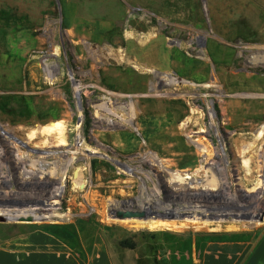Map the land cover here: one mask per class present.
Here are the masks:
<instances>
[{
  "label": "rangeland",
  "instance_id": "374dc122",
  "mask_svg": "<svg viewBox=\"0 0 264 264\" xmlns=\"http://www.w3.org/2000/svg\"><path fill=\"white\" fill-rule=\"evenodd\" d=\"M103 1L0 0V126L5 130L0 132V174L12 173V182L0 176V215L8 217L0 221V238L25 230L18 225H72L88 248L98 234L118 250L125 248L121 241L135 243L143 264L151 258L165 264L169 250L176 258H182L179 252L187 258L200 234L260 238L264 64L253 65L249 59L264 55V0ZM225 47L232 52L222 50ZM213 48L223 59L232 57L227 63L232 68L221 74L235 77L230 84L215 77L220 69L219 60L208 54ZM206 60L209 67L204 66ZM208 68V76L202 77ZM166 74H174V79ZM220 99L237 108V118L223 113ZM103 103L122 120L102 110ZM194 110L199 112L195 116ZM130 116L137 119L135 125L124 124ZM49 123L65 130L66 145L57 135L29 138L30 131ZM153 134L182 135L196 149L194 162L201 170L184 175L147 146L143 139ZM123 136L138 137L139 142ZM197 138L210 152L203 163ZM49 151L64 152V161L72 162L62 169L58 158H45L41 167L48 181L21 175L18 162L43 159L39 155ZM151 153L163 164L153 161ZM247 159L249 168L244 166ZM215 161L225 169L217 171ZM75 170L85 181L82 189L75 183ZM61 180L64 195L62 186L26 185ZM4 185L7 189L2 190ZM171 198L180 200H166ZM122 201L126 207L138 206L159 216L111 217L108 209L121 207ZM176 211L194 214L170 218L179 214Z\"/></svg>",
  "mask_w": 264,
  "mask_h": 264
},
{
  "label": "crops",
  "instance_id": "0c3cea01",
  "mask_svg": "<svg viewBox=\"0 0 264 264\" xmlns=\"http://www.w3.org/2000/svg\"><path fill=\"white\" fill-rule=\"evenodd\" d=\"M122 138L139 142L135 136ZM143 140L184 175L201 170L197 161L194 162L198 156L196 149L182 135L153 134ZM160 225L167 226L164 223ZM18 226L25 230H14L0 238V264H143L141 256L134 251L135 247L118 250L100 234L92 239L88 248L81 237L73 245L43 227ZM198 236L200 238L194 239L187 258L184 259L181 252L177 255L182 258H176L169 250L165 264H264V233L258 239ZM148 264L160 263L151 258Z\"/></svg>",
  "mask_w": 264,
  "mask_h": 264
},
{
  "label": "bare ground",
  "instance_id": "6f19581e",
  "mask_svg": "<svg viewBox=\"0 0 264 264\" xmlns=\"http://www.w3.org/2000/svg\"><path fill=\"white\" fill-rule=\"evenodd\" d=\"M100 1V0H99ZM103 1V0H102ZM107 1V0H106ZM92 2H93V0H92ZM91 2V3H92ZM98 2V1H97ZM103 2H105V1H103ZM110 2V1H109ZM94 4H95V2H93ZM99 3V2H98ZM102 4V3H101ZM99 5V4H98ZM103 5V4H102ZM100 6V5H99ZM102 7V6H101ZM135 8V7H134ZM116 9H119V8H116ZM94 11V10H93ZM97 12H98V9H97ZM116 13V12H115ZM93 14H94V12H93ZM101 14V13H100ZM99 15V14H98ZM114 15V14H113ZM102 16H103V14H102ZM123 16V15H122ZM216 25V24H215ZM8 26H10V25H8ZM118 26V25H117ZM149 26V25H148ZM212 26H213V24H212ZM8 28V27H7ZM6 28V29H7ZM4 29V28H3ZM126 30V29H125ZM133 30V29H132ZM194 30V29H193ZM131 31V30H130ZM148 31V33L150 32L149 30H147ZM129 32V31H128ZM138 32V31H137ZM142 32V31H141ZM216 32V31H215ZM6 33V32H5ZM119 33H122V32H119ZM130 33H132V31L130 32ZM143 33V32H142ZM150 33H152V32H150ZM123 34V33H122ZM129 34V33H128ZM140 34V33H139ZM138 34V35H139ZM194 34V33H193ZM134 35V34H133ZM148 35V34H147ZM150 35V34H149ZM152 35V34H151ZM157 35V34H156ZM125 36V35H124ZM192 36V35H191ZM140 37V36H139ZM150 37H152V36H150ZM214 39L216 40V38L214 37ZM2 40V39H1ZM7 40V39H6ZM126 40V39H125ZM5 42V41H4ZM195 42V41H194ZM6 43H7V41H6ZM142 43H144V42H142ZM186 43V42H185ZM193 43V42H192ZM14 44V43H13ZM7 45V44H6ZM103 45V44H102ZM182 45V44H181ZM186 45V44H185ZM171 46V45H170ZM174 46V45H173ZM176 46V45H175ZM7 47V46H6ZM99 47H102V46H99ZM195 47V46H194ZM216 47H218V46H216ZM4 48V47H3ZM92 48V47H91ZM90 48V49H91ZM104 48V47H103ZM109 48V47H108ZM8 49V48H7ZM6 49V50H7ZM117 49V48H116ZM156 49V48H155ZM154 49V50H155ZM179 49V48H178ZM187 49V48H186ZM217 49V48H216ZM215 48H213L212 50L210 49H208V54H211L212 55V58L214 59H218L219 60V64H217L216 65V68H219L220 70H217L216 71V73H215V77H216V79L219 81V80H221V81H225V82H228L229 84H230V81H229V79L231 80L232 78H235L234 76H231V77H229V78H226V76L223 78V77H221V74H225L227 71H229L231 68H232V65H230V66H227V63H232L231 62V56H228V57H226V59H223V57H224V55L222 56V54L220 55V54H218L217 52V50L219 49V47H218V49L216 50ZM96 50V49H95ZM99 50V49H98ZM125 50V49H124ZM177 50V49H176ZM201 50V49H200ZM199 50V51H200ZM222 50H226V52H229V53H231L232 51L229 49V48H227V47H225V48H222ZM104 51V50H103ZM152 51V50H151ZM210 51H213L212 53H210ZM9 52H10V50H9ZM109 53H110V51H108ZM107 52V54H109ZM176 52V51H175ZM180 52V51H179ZM185 52V51H184ZM197 52V51H196ZM220 52V51H219ZM93 53V52H92ZM113 53V52H112ZM115 53V52H114ZM117 53V52H116ZM119 53H121V52H119ZM156 53V52H155ZM158 53V52H157ZM204 53V52H203ZM7 54V53H6ZM228 54V53H227ZM257 54V53H256ZM260 54V53H259ZM264 54V53H263ZM94 55V54H93ZM102 55V54H101ZM109 55H111V54H109ZM119 55V54H118ZM176 55V54H175ZM183 55H184V53H183ZM103 56H104V54H103ZM156 56H158V55H156ZM209 56V55H208ZM112 57H113V55H112ZM177 57V56H176ZM180 57V56H179ZM186 57V56H185ZM184 57V58H185ZM199 57V56H198ZM201 57V56H200ZM114 58V57H113ZM116 58V57H115ZM188 58V57H187ZM98 59H99V57H98ZM109 59V58H108ZM117 59V58H116ZM140 59V58H139ZM192 59H194V58H192ZM204 59V58H203ZM213 59H212V61H213ZM214 59V60H215ZM221 59V60H220ZM118 60V59H117ZM177 60V59H176ZM184 60H186V59H184ZM200 60V59H199ZM208 60H209V58H208ZM233 60V59H232ZM101 61V60H100ZM122 61V60H121ZM202 61V60H201ZM124 62V61H123ZM189 62H190V60H189ZM226 62V63H225ZM203 63V62H202ZM223 63H225V67L227 68V70H223ZM249 63L250 64H253V65H258V64H264V55H253V56H251L250 57V59H249ZM111 64V63H110ZM155 64V63H154ZM198 64V63H197ZM1 65V64H0ZM112 66V65H111ZM118 66V65H117ZM204 66L205 67H209V62L206 60V63H204ZM45 69L48 71V73L49 74H51V71H50V67L49 66H45ZM143 69V68H142ZM148 69V68H147ZM210 69L208 68V69H206L204 72H203V74H202V77H207L208 76V71H209ZM122 71V70H121ZM141 72V71H140ZM151 72V71H150ZM156 72V71H155ZM142 73V72H141ZM152 73V72H151ZM157 74H158V72H156ZM161 73V72H160ZM210 73V72H209ZM163 74V73H162ZM179 74H182V73H179ZM132 75V74H131ZM159 75V74H158ZM183 75V74H182ZM52 76V75H51ZM119 76H121V75H119ZM141 76V75H140ZM153 75H151V77H152ZM240 76V75H239ZM159 77V76H158ZM163 77H164V74H163ZM165 77H172L173 79H174V74H166L165 75ZM128 78V77H127ZM146 78V77H145ZM142 79V78H141ZM149 79V78H148ZM248 79V78H247ZM161 80V79H160ZM120 81V80H119ZM139 82H140V80H139ZM157 82H159V81H157ZM172 83H174V82H178V80H173V81H171ZM215 83L217 82V81H214ZM244 82H247L248 83V81H244ZM161 84L163 83V82H160ZM171 83V84H172ZM168 84V83H167ZM246 84V83H245ZM122 85V84H121ZM132 85V84H131ZM216 85H214V87H215ZM126 87V86H125ZM155 88V87H154ZM162 88V87H161ZM165 88V87H164ZM184 88V87H183ZM171 89V88H170ZM221 90V87L219 86V91ZM165 91V90H164ZM4 92V91H3ZM148 92V91H147ZM156 94V93H155ZM181 94V93H180ZM205 95V94H204ZM257 95V97L259 98L260 97V95L259 94H256ZM115 96V95H114ZM113 96V97H114ZM134 96V95H133ZM123 97V96H122ZM159 97V96H158ZM164 97V96H163ZM167 97V96H166ZM203 98H205V96H202ZM106 98V97H105ZM153 98V97H152ZM161 98V97H160ZM202 98V99H203ZM107 99H108V97H107ZM151 99V98H150ZM165 99V98H164ZM198 99H199V97H198ZM147 100H148V98H147ZM118 101V100H117ZM224 100H221L220 99V108L222 109V111H223V113H229V114H231V115H235L236 113H237V108H232V107H227L226 106V104L223 102ZM81 102V101H80ZM130 102V101H129ZM151 102H152V100H151ZM81 104V103H80ZM117 104V103H116ZM119 104V103H118ZM164 104V103H163ZM98 105V104H97ZM123 105V104H122ZM79 106V105H78ZM94 106V105H93ZM115 106V105H114ZM95 107V106H94ZM100 107H101V109L102 110H104V111H106L107 113H110V114H113L114 116H117V115H115V112L108 106V104H106V103H103V104H101L100 105ZM162 107V106H161ZM197 107V106H196ZM120 108V107H119ZM172 108V107H171ZM78 109V108H77ZM96 109V108H95ZM100 109V108H99ZM124 109V108H123ZM168 109V108H167ZM81 111V110H80ZM96 111H98V110H96ZM126 111V110H125ZM152 111V110H151ZM160 111V110H159ZM145 112V111H144ZM199 112H196L195 110H194V112L192 113L194 116L196 115V114H198ZM50 114V113H49ZM117 114V113H116ZM201 115V114H200ZM117 117H119V116H117ZM202 117V116H201ZM234 118H237L238 116H233ZM200 117H198V119H199ZM204 118V117H203ZM98 119H100V117L98 118ZM119 119H121L122 120V118H120L119 117ZM197 119V118H196ZM108 120V119H107ZM137 120V119H136ZM135 117L134 116H130V118H127V119H123V122H124V124L125 125H135L134 123H135ZM227 120V119H226ZM185 121V120H184ZM197 121V120H196ZM228 121H229V119H228ZM110 123H113L114 121L113 120H111L110 119V121H109ZM108 122V123H109ZM117 122V121H116ZM183 122V121H182ZM194 122V121H193ZM198 123V122H197ZM50 124L51 123H49V124H46V125H43V126H40L39 128H37V130L36 131H30L29 132V134H28V136H29V138L30 139H36L37 137H38V135L39 134H42V135H44V136H52V135H57V138L59 139V142H60V144L61 145H66L67 144V137H66V134L64 133V129H61V130H56V129H54V128H52L51 126H50ZM95 124V123H94ZM114 124V123H113ZM116 124V123H115ZM181 124V123H180ZM179 124V125H180ZM184 124V123H183ZM190 124H192L191 122H190ZM96 125V124H95ZM101 125V124H100ZM185 125V124H184ZM188 125V124H187ZM193 125H195V124H193ZM112 126V125H111ZM182 125H180V127H181ZM106 127V126H105ZM179 127V128H180ZM59 128V127H58ZM61 128V127H60ZM107 128V127H106ZM185 130V129H184ZM207 130V129H206ZM62 131V132H61ZM0 132L1 133H5V130H3L2 129V127L0 126ZM110 132V131H109ZM0 133V134H1ZM112 133H113V130H112ZM7 134V133H6ZM99 136V135H98ZM5 137H6V135H5ZM104 138V137H103ZM6 139H10V138H6ZM13 139V138H12ZM78 139H79V134H78ZM143 139V138H142ZM195 142H196V145L198 146L197 148H199V150L201 151V155H202V158H201V161H200V163L202 162H205L206 160H205V156L207 155V153H210V152H208L209 151V148H208V145L206 144V143H204L203 141H201L200 140V138H197V139H195L194 140ZM11 142V141H10ZM17 142V141H16ZM29 142V141H28ZM76 143V142H75ZM26 144V143H25ZM79 146L80 145H82V141L79 139L78 140V143H77ZM82 147V146H81ZM110 147V146H109ZM122 147V146H121ZM124 147V146H123ZM256 147V146H255ZM53 148V147H52ZM76 148H77V146H76ZM125 148V147H124ZM123 148V149H124ZM248 148V147H247ZM249 148H250V146H249ZM248 148V149H249ZM252 148V147H251ZM254 148V147H253ZM257 148V147H256ZM18 149H19V147H18ZM18 149H16V150H18ZM90 149H92L91 147H90ZM15 150V151H16ZM36 150V149H35ZM88 150V149H87ZM257 150V149H256ZM79 151H80V149H79ZM79 151H74L73 153L74 154H79ZM85 151V150H84ZM89 151V150H88ZM21 152V151H20ZM43 152V151H42ZM47 152V151H46ZM45 152V153H46ZM49 152H51V151H49ZM59 152V151H58ZM16 153V152H15ZM41 154H44V153H41ZM59 154H61V155H59ZM58 155L56 154V153H47V154H44V155H39L41 158H43V159H38V160H36V161H31V160H28V159H25V160H22V162L20 161V162H18L19 163V165H16V166H19L20 168H21V175H23V176H30V177H45L46 178V180L47 179H49L50 180V178L48 177V176H45L44 174L46 173L43 169H42V164L43 163H45V162H47L48 161V159L46 160L45 158H58V165L59 164H61V166H62V169H65V168H67L69 165H70V163L72 162V159L71 160H69L68 159V161L67 162H65L64 161V157H65V155H66V153H64V152H62V153H59ZM73 154V155H74ZM83 154V153H82ZM149 154V153H148ZM172 154V153H171ZM144 155V154H143ZM150 155H152V156H150V158H152V160L153 161H155L156 163H160V164H163V162L158 158V156L157 155H154V154H150ZM63 156V157H62ZM69 157V156H68ZM84 157H86V156H84ZM90 157V156H89ZM88 157V158H89ZM143 157V156H142ZM210 157V156H209ZM80 159V158H79ZM133 159V158H132ZM119 160V159H118ZM113 161V160H112ZM65 162V163H64ZM115 162V161H114ZM119 163V162H118ZM212 163H214V165H215V169L217 170H224L225 169V167H223V166H221L220 165V163L219 162H217V161H215V162H212ZM211 163V164H212ZM244 163V162H243ZM249 163V160L247 159V161L244 163V166H246V167H248L249 168V166H250V164H248ZM17 164V163H16ZM121 165V164H120ZM129 165V164H128ZM142 166V165H141ZM73 168V167H72ZM126 169V168H125ZM58 170V169H57ZM217 170V171H218ZM141 171V170H140ZM63 172V171H62ZM137 172V171H136ZM51 173V172H50ZM66 173V172H65ZM180 173V172H179ZM11 174L12 173H10L9 175H5V174H3V173H1L0 174V176L1 177H4V178H8V180L9 181H11V179H12V176H11ZM75 175H74V177H75V183H78V187L80 188V189H82V187H83V185H84V183H85V181L84 180H82L81 179V176L79 175V173H78V171L77 170H75V173H74ZM173 174V173H172ZM173 176V175H172ZM174 176H177V177H174ZM173 177H174V179L175 178H187V176H185V177H183L182 175H180V176H178V175H174ZM3 178V179H4ZM23 178V177H22ZM21 178V179H22ZM67 178V177H66ZM1 179V178H0ZM35 179V178H34ZM188 179H191V177L190 178H188ZM8 181V182H9ZM25 181V180H24ZM48 181V180H47ZM7 182V181H6ZM12 182V181H11ZM10 182V183H11ZM29 183H26V185H27V188H29V187H32V186H39V185H43L44 187L46 186L47 188L48 187H50L51 189H53V187L55 186L57 189L60 187V186H62L63 187V189H61V195H64V192H65V181L64 180H61L59 183L58 182H51V183H49V182H44L43 181V184H38L39 183V181H37V182H33V181H28ZM42 182V181H41ZM56 184H58V185H56ZM25 187V186H24ZM34 189V188H33ZM40 189V188H39ZM28 191V190H27ZM30 191V190H29ZM28 191V192H29ZM35 191V190H34ZM33 191V192H34ZM43 191V190H42ZM30 193V192H29ZM76 193H78V192H76Z\"/></svg>",
  "mask_w": 264,
  "mask_h": 264
},
{
  "label": "water",
  "instance_id": "95a60500",
  "mask_svg": "<svg viewBox=\"0 0 264 264\" xmlns=\"http://www.w3.org/2000/svg\"><path fill=\"white\" fill-rule=\"evenodd\" d=\"M155 171V170H154ZM7 189L6 185H4L2 190ZM170 202H174L175 200H180V198L175 199V198H171V199H166ZM108 213L111 217L113 218H119V219H125V218H143V219H148L150 217L153 216H159L156 212L154 211H149L147 209L144 208H140V207H126L125 205V201H122V206L121 207H110L108 209ZM193 212L190 211H185L182 213H179L178 215H170V218H175L176 216L183 218L186 216L192 217L193 216ZM198 216L202 217L203 219H206L207 216L201 212H197L196 213ZM161 217H166V214L162 213L160 215ZM251 217L250 214H246L245 218L249 219ZM260 219L264 218V210L262 211V213L259 216ZM8 219V217L4 216V215H0V221H6ZM208 219H214L213 215H209ZM218 219V217L216 218ZM20 220V219H19ZM23 221H25L24 219H22ZM31 220V219H28Z\"/></svg>",
  "mask_w": 264,
  "mask_h": 264
},
{
  "label": "trees",
  "instance_id": "16d2710c",
  "mask_svg": "<svg viewBox=\"0 0 264 264\" xmlns=\"http://www.w3.org/2000/svg\"><path fill=\"white\" fill-rule=\"evenodd\" d=\"M43 228L46 229L47 231L56 234L58 237L64 239L65 241L73 245L79 242L78 231L74 229L75 227H73L72 225L65 226V225L55 224V225L44 226ZM120 245L129 248L135 247V243H128L126 241H121Z\"/></svg>",
  "mask_w": 264,
  "mask_h": 264
},
{
  "label": "built area",
  "instance_id": "2783aa9c",
  "mask_svg": "<svg viewBox=\"0 0 264 264\" xmlns=\"http://www.w3.org/2000/svg\"><path fill=\"white\" fill-rule=\"evenodd\" d=\"M45 203V202H44Z\"/></svg>",
  "mask_w": 264,
  "mask_h": 264
}]
</instances>
